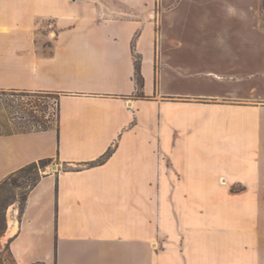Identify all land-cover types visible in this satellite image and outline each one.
<instances>
[{
    "label": "crops",
    "instance_id": "obj_1",
    "mask_svg": "<svg viewBox=\"0 0 264 264\" xmlns=\"http://www.w3.org/2000/svg\"><path fill=\"white\" fill-rule=\"evenodd\" d=\"M106 15L0 0V93L57 99L55 126L0 128V182L58 163L6 212L14 263L264 264L262 107L161 92L153 23Z\"/></svg>",
    "mask_w": 264,
    "mask_h": 264
},
{
    "label": "rangeland",
    "instance_id": "obj_2",
    "mask_svg": "<svg viewBox=\"0 0 264 264\" xmlns=\"http://www.w3.org/2000/svg\"><path fill=\"white\" fill-rule=\"evenodd\" d=\"M85 1L100 7L107 18L153 23L161 92L213 93L232 104L262 107L255 113H261L264 149V0H142L135 7L120 0ZM136 96L142 97L139 90ZM56 120L53 95L0 93V128L6 121L17 130L43 129ZM250 122L254 129L255 121ZM52 165L58 163L51 161L40 174L54 171ZM22 192L12 191L15 200L0 214V264H14L2 236L6 212L19 206Z\"/></svg>",
    "mask_w": 264,
    "mask_h": 264
},
{
    "label": "trees",
    "instance_id": "obj_3",
    "mask_svg": "<svg viewBox=\"0 0 264 264\" xmlns=\"http://www.w3.org/2000/svg\"><path fill=\"white\" fill-rule=\"evenodd\" d=\"M134 79L136 81V85L139 89H141L143 84V79L140 74L139 64L135 63V74ZM43 129H46L44 127ZM114 148L110 147L96 162V164H101L105 160H107L112 154ZM51 162L50 159H41L37 162H32L17 171L8 175L4 180L0 182V214L4 209L13 203L15 200V196H11V192L15 189H23V192L19 195V212L21 213L24 209V205L26 202V197L30 190L38 183L41 178L40 172ZM6 249L9 252L8 245L6 244ZM10 254V252H9ZM11 256V255H10ZM12 258V256H11ZM13 260V258H12ZM14 262V260H13ZM15 264V263H14Z\"/></svg>",
    "mask_w": 264,
    "mask_h": 264
},
{
    "label": "water",
    "instance_id": "obj_4",
    "mask_svg": "<svg viewBox=\"0 0 264 264\" xmlns=\"http://www.w3.org/2000/svg\"><path fill=\"white\" fill-rule=\"evenodd\" d=\"M54 167H55V166H54V165H52V166H51V169H53ZM55 171H57V167H56Z\"/></svg>",
    "mask_w": 264,
    "mask_h": 264
},
{
    "label": "bare ground",
    "instance_id": "obj_5",
    "mask_svg": "<svg viewBox=\"0 0 264 264\" xmlns=\"http://www.w3.org/2000/svg\"><path fill=\"white\" fill-rule=\"evenodd\" d=\"M54 166H55V167H54L52 170H55V169H56V167H57L56 165H54Z\"/></svg>",
    "mask_w": 264,
    "mask_h": 264
}]
</instances>
